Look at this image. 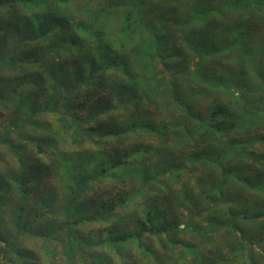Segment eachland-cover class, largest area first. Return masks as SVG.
I'll return each instance as SVG.
<instances>
[{
  "label": "trees",
  "instance_id": "obj_1",
  "mask_svg": "<svg viewBox=\"0 0 264 264\" xmlns=\"http://www.w3.org/2000/svg\"><path fill=\"white\" fill-rule=\"evenodd\" d=\"M0 264H264V0H0Z\"/></svg>",
  "mask_w": 264,
  "mask_h": 264
}]
</instances>
